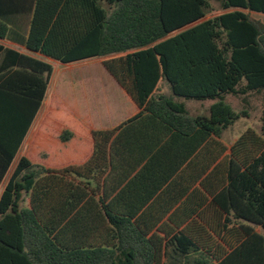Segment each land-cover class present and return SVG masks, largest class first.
Instances as JSON below:
<instances>
[{
	"label": "trees",
	"instance_id": "1",
	"mask_svg": "<svg viewBox=\"0 0 264 264\" xmlns=\"http://www.w3.org/2000/svg\"><path fill=\"white\" fill-rule=\"evenodd\" d=\"M30 1L28 36L14 38L0 0V188L46 99L54 67L44 58L63 65L102 59L140 113L94 131V153L83 166L50 169L42 162L62 154L74 128H88L75 109L60 111L73 124L58 136L56 150L44 129L45 157H20L3 187L0 264H264V235L255 230L264 231V108L260 136L247 131L230 149L223 142L248 116L226 97L264 98V25L240 11L264 15V0ZM214 5L223 13L204 20ZM6 40L43 59L6 47ZM181 99L213 104L207 115H193ZM143 125L175 131L186 139L188 157L195 155L204 196L195 190L188 223L157 227L146 215L108 212L112 244L62 243L57 223L44 217L57 209L59 183L73 174L99 180L106 167L94 163L106 161L113 137Z\"/></svg>",
	"mask_w": 264,
	"mask_h": 264
},
{
	"label": "crops",
	"instance_id": "2",
	"mask_svg": "<svg viewBox=\"0 0 264 264\" xmlns=\"http://www.w3.org/2000/svg\"><path fill=\"white\" fill-rule=\"evenodd\" d=\"M5 2L13 37H27L32 17V10L29 11L31 1L5 0ZM240 11L246 13L245 10ZM2 44L43 59L40 54L29 53L18 42L6 40L2 41ZM43 60L49 63L52 61L45 58ZM71 70L75 68L72 66ZM114 82L118 85L115 80ZM167 90L170 93V88L165 83L164 91ZM181 101L193 115H204V113H193L190 103L200 104L203 108L206 102H210L184 99ZM130 102L121 110L109 108L104 114L96 115L95 118H100L99 122L89 117L91 125L88 128H74L72 143L63 146V152L62 154L58 152L57 158L52 156L45 159L42 165L50 169H61L86 164L94 153L95 143L92 137L94 131L114 129L140 113L131 99ZM209 109L206 110V115ZM78 117L81 115L78 114ZM30 133L31 130L28 134L29 141L32 139ZM120 133L122 131H118L113 137L106 161L95 160L94 165H98L99 169L106 167L105 170L102 169L104 174L101 178L95 180L93 174L88 178L73 174L62 180L57 187L56 211H47L49 213L44 215L46 222L57 223L54 226L56 227L54 235H58L60 241L68 246L112 244L108 212L115 214L133 212L137 215H146L149 222L155 223L157 227L162 224L183 223V221L186 224L189 220L187 215L191 214L195 207L193 202L195 190L198 191V199H203L204 191L200 188V183L204 178L195 180V175H198L197 168L195 169V155L188 157V143L183 136L175 134V131L164 130L162 127L145 125L132 127L128 133H123L124 135ZM11 170L7 178L11 176ZM5 181L0 188V195ZM24 206L31 207L28 196L25 197ZM162 215L165 216L159 220Z\"/></svg>",
	"mask_w": 264,
	"mask_h": 264
},
{
	"label": "rangeland",
	"instance_id": "3",
	"mask_svg": "<svg viewBox=\"0 0 264 264\" xmlns=\"http://www.w3.org/2000/svg\"><path fill=\"white\" fill-rule=\"evenodd\" d=\"M214 6L215 11L204 20L223 13L217 5ZM246 13L253 20L264 25V15L249 11H246ZM51 63L54 67V73L44 104L32 126V139L29 141L28 135L16 158L15 165L22 156H28L34 161H41L45 157L48 151L42 148L44 129H49V131H46L50 133V139H52L50 143L56 150L58 136L69 124H73V119L64 117L61 113L64 108V111H66V108L75 109L76 113L81 115L79 121L86 126H90L91 119L89 117L99 122L100 118H95L96 115L104 114L109 108L121 110L122 107L126 108V105L131 103L123 90L116 85L110 74L102 66V59H91L72 65H63L55 61H51ZM72 66L75 70H71ZM165 93L168 94V90ZM226 102L235 111H246L248 113L247 117L242 118L224 133L223 142L228 149L247 131L261 135V116L264 108L262 94H251L246 100L229 95L226 97ZM212 104L213 101H210L206 102L203 108L197 103H190V106L193 113L203 112L205 114ZM33 138L36 139L35 141H39L36 142L38 144L36 147L30 146L35 143H31ZM255 230L264 235L261 228L256 227Z\"/></svg>",
	"mask_w": 264,
	"mask_h": 264
}]
</instances>
